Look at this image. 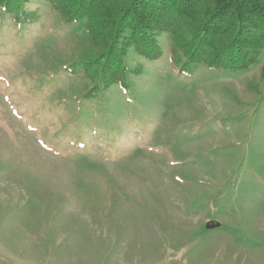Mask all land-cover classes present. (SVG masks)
<instances>
[{
	"label": "rangeland",
	"instance_id": "1",
	"mask_svg": "<svg viewBox=\"0 0 264 264\" xmlns=\"http://www.w3.org/2000/svg\"><path fill=\"white\" fill-rule=\"evenodd\" d=\"M25 10L0 14V264H264V54L186 77L165 32L158 60L125 54L134 97L83 103L64 68L95 56L88 30Z\"/></svg>",
	"mask_w": 264,
	"mask_h": 264
},
{
	"label": "trees",
	"instance_id": "2",
	"mask_svg": "<svg viewBox=\"0 0 264 264\" xmlns=\"http://www.w3.org/2000/svg\"><path fill=\"white\" fill-rule=\"evenodd\" d=\"M33 1L0 0V14L13 16L17 26L32 23L36 15L27 12L25 5ZM44 1L62 21L79 23L90 34L95 56L64 68L82 72L89 81L85 94L77 96L83 103L112 88L134 97L131 76L139 71L128 65L125 54L132 48L149 60H158L165 53L159 38L165 32L170 35V62L186 77L195 75L199 67L220 75L244 72L264 54V0ZM96 117L107 125L105 116ZM80 148L86 149L85 144Z\"/></svg>",
	"mask_w": 264,
	"mask_h": 264
}]
</instances>
